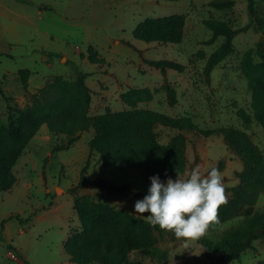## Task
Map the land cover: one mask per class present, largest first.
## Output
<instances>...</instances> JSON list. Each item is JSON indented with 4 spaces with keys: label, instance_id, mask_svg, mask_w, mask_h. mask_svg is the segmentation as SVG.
I'll return each mask as SVG.
<instances>
[{
    "label": "rangeland",
    "instance_id": "obj_1",
    "mask_svg": "<svg viewBox=\"0 0 264 264\" xmlns=\"http://www.w3.org/2000/svg\"><path fill=\"white\" fill-rule=\"evenodd\" d=\"M212 1L0 0V125L8 123V108L26 109L53 94L61 99L48 85L59 77L72 88L77 72H81L86 75L83 84L89 94L88 116L128 111L131 108L122 94L130 88H148L153 96L151 100L138 99V109L169 118L188 117L193 129L158 125L155 137L166 145L181 135L185 140V165L180 178L186 179L196 166L202 175L215 167L222 174L228 202L232 189L240 183L244 165L226 145L221 130L244 132L263 154L257 182L259 193L251 210L245 208L221 221L195 246L184 248V241L173 233L147 222L145 217L150 213H135V202L143 198L89 185L71 192L87 160L86 175L104 177L115 185L127 184L144 195H148L151 181L142 170H132L121 163L103 168L98 155H89L92 130L82 133L68 148L53 151L55 145L66 146V138L52 136L43 123L10 168L14 184L7 191H0V224L5 220L0 229V264H74L68 249L74 252L80 241L68 240L80 229V222L73 207L76 200L86 196L149 226L150 243L146 250L110 255L109 264H211V258L230 235L244 231L248 220L264 213V116L257 117L252 106L254 91L264 96V83L243 71L247 66L244 54L255 49L261 32L249 13L247 0H231V8L220 10L209 5ZM252 4L254 16L264 18V0H252ZM173 15L182 17L178 43H145L134 38L136 27L145 19ZM206 20L237 30L232 52L213 68L209 78L204 76L206 60L223 37L205 45L212 35ZM161 60L175 62L184 69L162 71L148 63ZM251 60L253 64L260 62L254 54ZM165 87L175 92L173 106L168 104ZM73 96L71 90L69 99L75 102ZM62 101L66 103L68 98ZM238 109L248 114L249 125L237 117ZM168 178L175 180L177 174L160 180L166 183ZM99 240L100 236L94 234V245L88 251L94 252ZM203 240L208 242L210 251L203 246ZM251 247L227 264L264 261V238L252 241Z\"/></svg>",
    "mask_w": 264,
    "mask_h": 264
},
{
    "label": "trees",
    "instance_id": "obj_2",
    "mask_svg": "<svg viewBox=\"0 0 264 264\" xmlns=\"http://www.w3.org/2000/svg\"><path fill=\"white\" fill-rule=\"evenodd\" d=\"M209 5L220 10L231 8L233 2L214 0ZM247 7L256 27L261 32V39L255 49L245 52L243 61L247 66L243 71L248 77H254L264 83V18L254 16L252 0H247ZM181 21L180 15L162 19L148 18L136 27L133 36L136 40L145 43L176 44L181 37L179 30ZM204 23L212 31L205 45H210L218 37H223L220 46L206 60L204 76L209 78L213 68L232 52V39L237 30L218 21L206 20ZM253 54L260 59L258 64L252 63ZM148 63L162 71L172 69L181 72L184 69L182 65L167 60L148 61ZM85 78V74L77 72V81L71 88L68 82L55 77L47 88L57 91L61 99L53 94L45 98L42 103L37 102L26 109L8 108V123L0 125V191H7L14 184L10 168L43 123H46L48 132L52 136L66 138V146L55 145L53 148L55 152L68 148L80 139L82 133L92 130L93 135L88 142L89 155H98L103 168L121 163L129 169L142 170L147 178L157 175L161 178L182 172L185 165L184 138L178 135L164 145L156 139L154 130L158 125L172 129H193L188 117L169 118L154 111L138 109L136 106L138 99L151 100L153 96V92L148 88H130L122 94L123 101L131 108L128 111L88 116L86 110L89 94L87 87L83 84ZM165 88L168 104L173 106L176 102L175 92L170 87ZM65 89L69 92L65 93ZM71 90L74 92L75 102L69 99ZM0 94H2L1 89ZM64 97L68 98V102L62 101ZM252 106L257 117L264 116V96L257 90L252 95ZM236 115L244 125H249L250 119L244 110L238 109ZM221 133L226 145L242 159L244 170L239 174L240 183L232 189L231 200L219 209L220 222L238 215L245 208L248 211L251 210L259 193L257 182L260 169L263 167L262 152L244 132L226 128L222 129ZM88 163L87 160L71 192H75L82 185H89L116 193L131 194L134 197L146 196L133 191L127 184L115 185L104 177L86 175ZM73 209L79 219L80 229L75 231V234H70L68 242L72 238H77L80 243L75 245L74 252L68 249L72 263L109 264L107 258L110 255L120 256L131 250L148 248L149 226L142 220L135 219L121 210H115L107 204L96 203L87 196L76 200ZM4 222L5 220L0 224L1 230ZM245 226L244 231L227 238L218 250V254L211 258V264H227L246 249L252 248V241L264 238V213L255 219L248 220ZM94 234L99 235L100 240L96 243V249L93 252L88 249L94 245ZM202 242L203 246L210 251L208 242L206 240ZM23 264L29 263L24 261ZM257 264H264V261H258Z\"/></svg>",
    "mask_w": 264,
    "mask_h": 264
},
{
    "label": "clouds",
    "instance_id": "obj_3",
    "mask_svg": "<svg viewBox=\"0 0 264 264\" xmlns=\"http://www.w3.org/2000/svg\"><path fill=\"white\" fill-rule=\"evenodd\" d=\"M151 186L142 200L134 205L136 214L150 213L147 222L175 238L189 248L207 235L209 229L219 225V209L227 200L221 172L213 167L202 175L199 166L188 173L186 179L168 178L164 183L159 176L150 177Z\"/></svg>",
    "mask_w": 264,
    "mask_h": 264
}]
</instances>
